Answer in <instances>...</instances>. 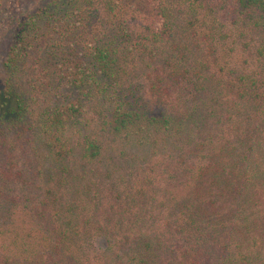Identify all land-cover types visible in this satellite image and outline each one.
I'll return each mask as SVG.
<instances>
[{"label":"trees","instance_id":"obj_1","mask_svg":"<svg viewBox=\"0 0 264 264\" xmlns=\"http://www.w3.org/2000/svg\"><path fill=\"white\" fill-rule=\"evenodd\" d=\"M9 4L0 264H264V0ZM159 168L166 237L99 220Z\"/></svg>","mask_w":264,"mask_h":264},{"label":"rangeland","instance_id":"obj_2","mask_svg":"<svg viewBox=\"0 0 264 264\" xmlns=\"http://www.w3.org/2000/svg\"><path fill=\"white\" fill-rule=\"evenodd\" d=\"M15 4H9L4 7L0 13V75H1V64L5 58L8 45L11 38V20L13 18L15 10ZM165 171H161L160 168L155 175L154 186L152 189L147 190L146 195L135 199L133 194L135 192L126 193L123 187L107 186L103 189V184L99 185L97 191H99V200L97 214L99 220L109 218L113 222L124 223L125 227H131L137 220V227L141 229H149L153 234L159 235L160 232L166 237L167 228L164 226V220L167 219V213L164 211L163 206L160 203L163 202L164 194L167 192H175L173 189H169L165 186L164 181L167 180V176L163 174ZM106 186V185H105ZM96 189V188H95ZM95 191V190H94ZM176 194V192H175ZM184 195V193L182 194ZM151 196H155L157 201H153ZM216 203L221 207L225 208L223 204H220L218 199H215ZM232 200L227 198L225 206L231 208ZM226 208V209H227ZM166 209V208H165ZM171 223L174 221L173 217L169 218ZM20 222L18 223V225ZM169 237H172L171 235ZM92 245L93 250L92 256L95 253H100L106 248L107 243L105 238H94ZM165 253V252H164ZM166 256V253L163 257Z\"/></svg>","mask_w":264,"mask_h":264}]
</instances>
